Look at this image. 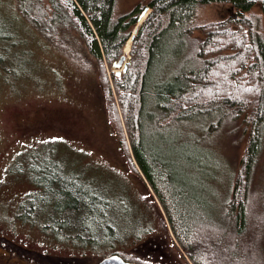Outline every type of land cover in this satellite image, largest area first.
<instances>
[{"label": "trees", "instance_id": "trees-1", "mask_svg": "<svg viewBox=\"0 0 264 264\" xmlns=\"http://www.w3.org/2000/svg\"><path fill=\"white\" fill-rule=\"evenodd\" d=\"M16 1L23 18L40 35L60 52L79 59L83 68L90 65L95 71L105 117L126 168L150 191L163 215L160 225L168 227L189 264H247L254 231H258V251L248 256L251 264H264V215L255 226L249 220L257 198L264 206V191L258 194L252 188L264 138V0H147L118 13L116 0ZM210 3L227 4L233 12L222 19L196 20V8ZM145 7L148 11L138 23ZM58 28L72 30L76 45L59 37ZM194 31L202 37L193 36ZM130 37L129 59L116 76L111 65L123 54ZM176 42L188 47L184 57L177 61L168 55L170 68L160 67L156 72L164 79H152L153 60L161 54L162 45ZM191 122L199 123L201 141L213 139L224 129L234 150L245 134L240 158L232 156L226 162L227 179L218 180L213 192L204 190V183L196 192L176 188L150 164L145 141L149 131L156 134ZM229 147L225 145L228 153ZM201 154L197 150L186 156L187 162L198 160L192 163L200 177L199 173L212 169ZM226 157L222 156L221 164ZM37 171L47 174L49 169ZM75 178L56 169L49 181L37 180L38 189H48L55 197L70 195L67 202L56 200V206L40 213L50 221L55 219L56 231L73 230L75 243L77 240L82 246H106L122 240L126 233L115 238L111 201L100 192L101 186L90 181L82 184ZM143 229L136 241L150 227ZM101 231L105 239L96 244L94 233ZM114 254L125 261L150 264Z\"/></svg>", "mask_w": 264, "mask_h": 264}, {"label": "rangeland", "instance_id": "rangeland-1", "mask_svg": "<svg viewBox=\"0 0 264 264\" xmlns=\"http://www.w3.org/2000/svg\"><path fill=\"white\" fill-rule=\"evenodd\" d=\"M146 1L116 0L114 10L125 12ZM232 12L227 4L210 3L197 7L194 17L210 21ZM59 29H55L59 37L76 45L72 30ZM0 35V264H95L115 252L150 264H189L168 227L160 225L163 215L150 191L126 168L105 117L93 68H83L79 59L60 52L52 41L40 35L23 18L16 0H0ZM192 35L202 37L197 31ZM128 47L129 41L122 50L129 59ZM162 47L150 71L152 79L156 76L160 81L164 77L156 72L160 67L170 68L167 56L180 61L188 50L177 42ZM242 118L243 113L239 120ZM198 129L199 123L191 122L156 134L149 131L146 148L150 164L167 175L176 188L196 192L204 183V190L213 192L218 189V180L227 179L226 162L232 156L240 158L245 134L234 150L232 138L224 129L207 141L198 139ZM225 145L230 146L229 153ZM197 150L213 171L218 167L215 172L210 168L199 173L201 177L195 173L192 162L197 164L198 160L187 162L186 156ZM222 156L227 157L221 164ZM42 168L49 172L38 173ZM56 169L67 177L74 175L79 183L90 181L101 186L100 192H105L111 201L115 238L126 233L122 240L106 246H82L77 240L75 243L73 230H55V219L50 221L40 211H49L60 201L67 202L70 195L55 197L48 189H38L36 181H49ZM252 180V188L258 194L263 192L264 138ZM263 215L264 206L257 198L249 211L251 225L259 224ZM145 226L150 227L149 231L136 241L135 236L143 233ZM105 236L104 231L95 232L96 244L102 243L99 239ZM257 240L258 231H254L247 247V264L252 260L248 255L258 251Z\"/></svg>", "mask_w": 264, "mask_h": 264}, {"label": "water", "instance_id": "water-1", "mask_svg": "<svg viewBox=\"0 0 264 264\" xmlns=\"http://www.w3.org/2000/svg\"><path fill=\"white\" fill-rule=\"evenodd\" d=\"M147 11L148 9L146 7L142 9V11L139 13V16H138V23L142 21ZM135 29H136V25L133 28V31L131 34L134 33ZM130 39L131 37L129 38L128 41H130ZM127 61H128V58H126L124 54H122L121 56H119V58L116 61L112 63L111 71H113L116 76L119 75L121 72L124 71L125 64L127 63ZM95 264H137V263L125 261L119 255L112 253V254L99 258Z\"/></svg>", "mask_w": 264, "mask_h": 264}, {"label": "flooded vegetation", "instance_id": "flooded-vegetation-1", "mask_svg": "<svg viewBox=\"0 0 264 264\" xmlns=\"http://www.w3.org/2000/svg\"><path fill=\"white\" fill-rule=\"evenodd\" d=\"M32 173H34V172H32ZM32 210V209H31Z\"/></svg>", "mask_w": 264, "mask_h": 264}]
</instances>
